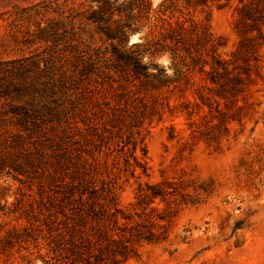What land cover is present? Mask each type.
I'll use <instances>...</instances> for the list:
<instances>
[{
	"label": "trees",
	"instance_id": "16d2710c",
	"mask_svg": "<svg viewBox=\"0 0 264 264\" xmlns=\"http://www.w3.org/2000/svg\"><path fill=\"white\" fill-rule=\"evenodd\" d=\"M92 1L97 5L91 6L94 27L88 28L79 15L64 21L73 28L62 31L60 20L37 24L22 41L28 47L43 44L41 57L24 56L22 62L0 68V136L13 137L7 152L0 148V173L13 175L32 190L27 196L22 192L11 206L0 202V250L18 242L19 257L26 262L35 256L43 264H124L138 257L143 243L161 241L164 230L154 227L158 219L169 218L150 212L158 211V200L168 205L171 182L140 183L135 202L121 205L120 185L107 158L109 141L118 138L124 160L123 168L117 159L112 165L132 177L148 175L142 128L148 132L177 105L189 114L204 105L212 109L203 92L208 83L220 95L226 90L235 97L243 93L246 52L254 53L257 40L264 37V0L239 9L240 39L229 58L220 54L227 43L212 31L209 18L174 25L162 16L152 21L156 9L151 0ZM194 1L207 5L209 0ZM115 13L122 17L114 18ZM78 18L82 25L75 27ZM134 30H140L142 40L129 43ZM166 52L171 74L154 62ZM175 89L185 100L172 104L169 93ZM216 112L215 128H220L224 113ZM201 135L217 145L221 137L207 128ZM12 216L16 222L10 224Z\"/></svg>",
	"mask_w": 264,
	"mask_h": 264
},
{
	"label": "rangeland",
	"instance_id": "374dc122",
	"mask_svg": "<svg viewBox=\"0 0 264 264\" xmlns=\"http://www.w3.org/2000/svg\"><path fill=\"white\" fill-rule=\"evenodd\" d=\"M253 1L209 0L207 5H202L194 0H151L156 9L152 21L162 16L174 25L189 26L192 21L204 23L209 18L212 31L223 35L227 43L225 48H220V54L229 58L240 39V24L236 23L239 9ZM95 2L0 0V68H8L10 61L22 62L24 56L41 57L43 44L38 42L28 47L22 41L37 24L60 20L63 25L58 31H62L66 26L64 21L79 15L88 28L94 27L90 16L97 8ZM163 9H167L165 14L161 12ZM120 17L115 13L114 18ZM144 22V30L148 31L149 22ZM67 25L73 28L72 24ZM81 25L79 18L76 19L74 26ZM128 40L129 43L142 40L140 30L130 31ZM246 53L249 69L243 93L235 97L226 90L220 95L208 83L203 92L212 109L204 105L205 112L202 109L189 114L184 106L177 105L172 113L166 111L162 121L153 122L148 132L142 128L140 137H144L148 150V175L132 177L118 170V164L112 165L117 159L123 168L124 160L117 147L118 138L109 141L107 158L110 167L113 166L111 175L116 173L114 180L120 185L117 193L121 205L135 202L140 183L146 187L164 179L171 182L168 205L158 200V211L150 212V216L161 213L169 218L158 219L159 226L154 227L156 232L164 230V237L159 242L143 243L138 257L124 264H264V37L257 40L254 53ZM154 62L172 73L169 52L158 55ZM238 62L244 63L243 59ZM41 66H45V61H41ZM240 71L245 75L243 69ZM199 84H204L202 79ZM169 96L172 104L185 100L178 97L176 89ZM188 98L194 100L192 94ZM188 106L195 107L190 103ZM217 109L224 113V125L220 128H215L219 121L215 116ZM15 123L11 122L12 128ZM206 128L221 134L218 145L203 139L201 131ZM6 136L7 133L0 136L3 152H7L13 138L5 139ZM24 191L26 196L32 192L26 182L0 173L1 204L13 205ZM14 222L13 216L8 219V223ZM19 250L18 242L7 251L0 250V264H43L35 256L30 262L22 260Z\"/></svg>",
	"mask_w": 264,
	"mask_h": 264
}]
</instances>
